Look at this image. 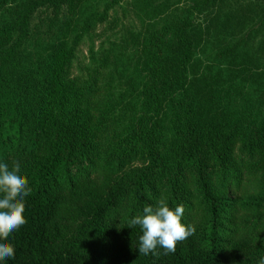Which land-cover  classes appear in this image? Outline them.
I'll use <instances>...</instances> for the list:
<instances>
[{
    "label": "trees",
    "instance_id": "trees-1",
    "mask_svg": "<svg viewBox=\"0 0 264 264\" xmlns=\"http://www.w3.org/2000/svg\"><path fill=\"white\" fill-rule=\"evenodd\" d=\"M89 1L0 0V163L18 161L32 189L8 238L15 258L0 264H259L264 0H190L165 18L144 5L147 24L119 38L118 56H92L85 78H69L78 41L104 19ZM36 14L45 39H33ZM127 51L140 69L121 75L113 63ZM113 77L125 78L119 105ZM246 85L254 98L238 108L228 95ZM127 105L133 116L118 120L112 107ZM161 196L196 233L145 256L128 224Z\"/></svg>",
    "mask_w": 264,
    "mask_h": 264
},
{
    "label": "rangeland",
    "instance_id": "rangeland-1",
    "mask_svg": "<svg viewBox=\"0 0 264 264\" xmlns=\"http://www.w3.org/2000/svg\"><path fill=\"white\" fill-rule=\"evenodd\" d=\"M252 0H244L242 5H251L252 3H247ZM107 2V3H106ZM110 0H90L87 2L84 7L90 6L92 12H96L99 16H104V19L101 21L93 20V23L90 25L88 31H86L81 39L78 41L75 49V58L71 62L68 76L69 78H80L83 79L86 77L88 70L96 64H93V61L90 57H98L105 52L112 53L114 56H118L116 51L117 44L119 43V38L126 34V32H132L135 36L140 34L142 28L147 24L148 17L146 14L141 11L144 5H148L151 11H156L155 8L157 5L163 6L159 13L161 18L170 16L172 13H178L179 9L186 7L191 4L190 0H118L114 3L105 13L103 14V7L105 4H109ZM88 10V9H87ZM144 12V11H143ZM253 12V11H251ZM45 15H37L31 20V28L35 27V35L33 39H45L46 20L45 25L40 26V20L44 18ZM160 18V19H161ZM195 20L198 18L199 22L203 26L205 24L204 18L205 14L194 16ZM159 19V20H160ZM39 25V27H37ZM251 24H249L248 29ZM223 27L219 25L216 32L219 34L218 39L223 40L224 35L229 34V30H222ZM45 41H49V38H46ZM131 54L129 51L122 53V56L118 60H114L113 65L116 66V69L119 70V73L123 75V72L131 73L132 70H139V66L134 59H131ZM109 70V68L107 69ZM114 70V67H113ZM112 71V70H111ZM113 72V71H112ZM115 84L113 85L114 91H112L113 98L116 103L119 105L120 94L126 93V86L123 85L124 79L114 78L112 79ZM112 88V90H113ZM232 94L228 95V100L236 107L241 108L246 104L248 99L254 98L252 95L255 92L252 91L247 85L240 89V93H237V90ZM106 106L110 108V103H107ZM127 109H123L120 106H113L112 109H115V115L118 116V120L129 119L133 116V109L130 105L126 106Z\"/></svg>",
    "mask_w": 264,
    "mask_h": 264
},
{
    "label": "clouds",
    "instance_id": "clouds-1",
    "mask_svg": "<svg viewBox=\"0 0 264 264\" xmlns=\"http://www.w3.org/2000/svg\"><path fill=\"white\" fill-rule=\"evenodd\" d=\"M31 192L29 180L21 173L18 161L12 162L11 169L7 163H0V261L15 258V249L8 238L27 223L24 216L25 197ZM184 212L182 204L173 209L161 196L155 206H146L142 215L133 216L128 228H141L137 248L139 253L156 256L159 255L158 247L164 250L165 255L174 253L178 243L195 235V225L182 223ZM259 264H264V257Z\"/></svg>",
    "mask_w": 264,
    "mask_h": 264
}]
</instances>
